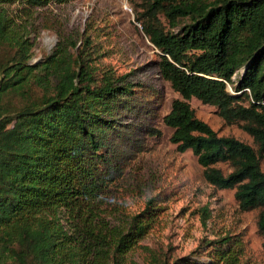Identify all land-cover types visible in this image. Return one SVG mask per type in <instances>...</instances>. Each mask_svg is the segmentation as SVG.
<instances>
[{
    "label": "trees",
    "instance_id": "1",
    "mask_svg": "<svg viewBox=\"0 0 264 264\" xmlns=\"http://www.w3.org/2000/svg\"><path fill=\"white\" fill-rule=\"evenodd\" d=\"M67 1L0 0V44L16 46L0 58V264H123L160 210L155 196L124 216L107 202L122 170L113 161L111 134L122 138L114 112L133 93L126 73L106 68L96 76L85 35L80 49L59 48L29 64L25 40L10 33L8 4ZM140 8L135 18L159 51V71L180 94L163 116L170 140L196 155L207 182L234 188L241 209L259 208L264 236V0H141ZM15 93L23 100L17 105L8 99ZM191 97L239 123L255 147L219 135L196 116ZM240 248L225 235L211 246L208 263L188 256L154 260L237 264Z\"/></svg>",
    "mask_w": 264,
    "mask_h": 264
},
{
    "label": "rangeland",
    "instance_id": "2",
    "mask_svg": "<svg viewBox=\"0 0 264 264\" xmlns=\"http://www.w3.org/2000/svg\"><path fill=\"white\" fill-rule=\"evenodd\" d=\"M140 1L70 0L42 6L11 3L7 5V23L11 35L25 40L29 47V64L39 63L59 48L80 49L85 35L89 36L86 61L96 76L111 68L117 74L126 73V80L133 82L126 106L114 112L122 122L117 124L122 138L111 134L116 139L113 161L122 170L109 188L107 202L124 216L126 211L142 209L146 199L155 196L160 210L153 227L123 264H156L154 257L159 259V255L188 256L208 263L211 246L225 235L240 241L237 264H264V236L257 228L259 208L241 209L234 188H218L207 182L196 155L190 149L177 150L170 140L172 128L163 116L180 94L161 75L159 51L135 18ZM15 49L13 44H0V58L9 57ZM227 89L235 93L231 83ZM8 99L13 105L23 101L16 93ZM189 102L196 116L219 135H232L255 147L239 123L225 122L215 105L196 97ZM215 165L228 170L222 162ZM260 166L264 171V158Z\"/></svg>",
    "mask_w": 264,
    "mask_h": 264
}]
</instances>
